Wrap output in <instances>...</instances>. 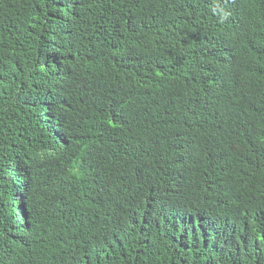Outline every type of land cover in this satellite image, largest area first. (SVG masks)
Wrapping results in <instances>:
<instances>
[{"label": "trees", "instance_id": "obj_1", "mask_svg": "<svg viewBox=\"0 0 264 264\" xmlns=\"http://www.w3.org/2000/svg\"><path fill=\"white\" fill-rule=\"evenodd\" d=\"M0 264H264V0H0Z\"/></svg>", "mask_w": 264, "mask_h": 264}]
</instances>
